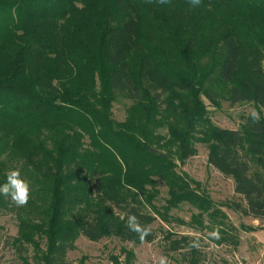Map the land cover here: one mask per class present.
<instances>
[{
	"label": "trees",
	"instance_id": "obj_1",
	"mask_svg": "<svg viewBox=\"0 0 264 264\" xmlns=\"http://www.w3.org/2000/svg\"><path fill=\"white\" fill-rule=\"evenodd\" d=\"M202 98L264 109V0H0V185L17 168L30 185L20 264H84L66 260L80 236L151 243L180 203L206 213L212 201L175 164L196 142L244 214L264 219V116L217 127ZM129 215L151 229L143 241Z\"/></svg>",
	"mask_w": 264,
	"mask_h": 264
},
{
	"label": "rangeland",
	"instance_id": "obj_2",
	"mask_svg": "<svg viewBox=\"0 0 264 264\" xmlns=\"http://www.w3.org/2000/svg\"><path fill=\"white\" fill-rule=\"evenodd\" d=\"M207 107V117L217 127L239 129L255 110L264 116V109L254 103L230 104L220 99L218 108L202 98ZM130 102L119 99L113 104L116 121H123ZM165 134V130L161 129ZM197 153L183 163L175 161L176 171L190 181L192 187L207 195L213 207L204 214L186 203L167 213L166 221L156 217L151 224L154 240L151 243L132 244L116 238L91 242L81 237L75 249L68 251L66 260L84 264H112V256L118 264H264V219L244 214L245 201L235 193L231 178L223 176L207 162L208 149L196 142ZM159 195L156 206H163L167 198L166 187L158 181ZM7 205H0V264H20V254L13 245L17 236V214L22 207L16 206L10 197L4 198ZM214 213V215H213ZM219 229V237L211 234ZM198 247H190L191 242ZM33 255L32 249L26 252Z\"/></svg>",
	"mask_w": 264,
	"mask_h": 264
},
{
	"label": "clouds",
	"instance_id": "obj_3",
	"mask_svg": "<svg viewBox=\"0 0 264 264\" xmlns=\"http://www.w3.org/2000/svg\"><path fill=\"white\" fill-rule=\"evenodd\" d=\"M160 4L168 3V0H159ZM201 0H190V4L193 8L199 6ZM253 121L259 122L260 115L257 111L253 110L251 113ZM0 195L10 197L12 202L19 207L25 206L30 198V185L21 177L20 170L11 169L6 173V182L0 185ZM127 226L130 231L139 234L140 239L144 238L150 233V228L142 227L135 215L128 216ZM213 237H219V229H215L212 234ZM198 242H191L190 247H198ZM160 264H166V258H160Z\"/></svg>",
	"mask_w": 264,
	"mask_h": 264
}]
</instances>
